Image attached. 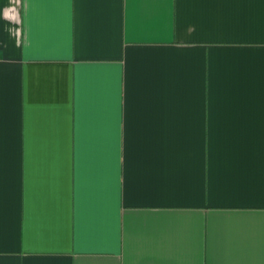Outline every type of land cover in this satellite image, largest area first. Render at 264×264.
Segmentation results:
<instances>
[{
	"label": "crops",
	"instance_id": "0c3cea01",
	"mask_svg": "<svg viewBox=\"0 0 264 264\" xmlns=\"http://www.w3.org/2000/svg\"><path fill=\"white\" fill-rule=\"evenodd\" d=\"M0 264H264V0H0Z\"/></svg>",
	"mask_w": 264,
	"mask_h": 264
}]
</instances>
